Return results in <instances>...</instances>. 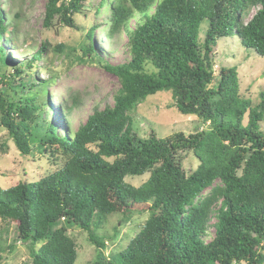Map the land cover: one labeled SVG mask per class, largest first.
<instances>
[{"label": "trees", "instance_id": "16d2710c", "mask_svg": "<svg viewBox=\"0 0 264 264\" xmlns=\"http://www.w3.org/2000/svg\"><path fill=\"white\" fill-rule=\"evenodd\" d=\"M87 1L47 0L45 21L74 28L72 17ZM105 4L110 16L101 35L111 40L124 33L129 60L98 61L118 80L113 106L95 109L74 130L59 133L41 109L49 113L53 99L42 93L44 81L31 79V69L46 47L10 74L0 44V125L23 156L38 151L63 158L45 177L0 189V236L15 223L31 264L75 263L76 242L63 224L87 233L95 248L90 264H264V91L252 107L239 94L236 68L221 67L216 74L211 59L217 41L233 34L264 58V0H101L98 9ZM18 27L0 4V42L13 44ZM92 53V44L84 47L83 57L93 61ZM163 91L171 94L170 108L195 115L208 130L166 138L133 134L129 113ZM75 105L60 106V114L68 116ZM186 151L199 160L189 175L179 163ZM145 173L147 180L137 187L125 182ZM123 195L147 205L149 214L126 247L109 257L106 239L94 229L115 214ZM210 228L214 236L206 242Z\"/></svg>", "mask_w": 264, "mask_h": 264}, {"label": "rangeland", "instance_id": "374dc122", "mask_svg": "<svg viewBox=\"0 0 264 264\" xmlns=\"http://www.w3.org/2000/svg\"><path fill=\"white\" fill-rule=\"evenodd\" d=\"M47 0H0L6 20L18 23L14 35V43L0 42L6 68L4 72L12 73L15 66L29 60L34 52L44 45L42 59L37 60L31 69V79L35 82L44 81L45 90L53 99L48 113L41 109L49 123L56 126L59 133L76 129L84 123L95 109L102 110L112 107L114 95L119 88L117 78L105 71L100 62L121 64L129 60L126 47L127 38L124 33L111 40L101 35L107 30L106 20L110 13L107 4L100 9L101 0H88L79 14L73 15L74 28L66 27L58 19L45 21V3ZM112 0H109L111 3ZM254 13V11H252ZM97 25L92 39H88V30ZM130 28H135L136 18L129 21ZM207 23L199 27L198 43L203 44ZM10 34V29L7 34ZM93 45L94 59L84 56V47ZM213 70L217 74L221 67H235V84L242 98L249 100L252 107L259 102V94L264 91V58L253 50L241 46L235 34L219 39L211 53ZM102 63V64H103ZM6 94L18 99L20 93L13 95L5 88ZM26 94L32 90L25 89ZM40 96V105H45L44 95ZM72 103L76 105L68 116L60 114V106ZM172 104L170 92H159L148 96L132 110V131L139 138H147L154 133L158 138H166L181 132L189 135L201 130H208V125L195 115H182ZM242 126L247 125L244 116ZM264 130V119L260 123ZM4 144L6 147H4ZM179 163L183 171L189 175L199 165V160L191 151L179 154ZM112 162L113 159H108ZM63 164L60 155L41 154L38 151L23 156L13 141L9 139L7 130L0 125V189H7L19 182H34L45 177ZM149 174L127 176L125 182L139 186L145 182ZM121 204L116 203V212L109 216L105 223L94 229L99 237L106 239L105 254L112 256L123 250L130 239L138 232L148 218L147 205H136L127 196H122ZM215 219L211 220L213 224ZM67 234L76 242L77 258L74 264H90L95 256V248L88 241L87 233L76 226L63 224ZM8 231L0 236V264H31L28 244L17 241L16 224L8 226ZM205 241L214 236L212 228L208 231ZM39 248V247H38ZM264 253V250H263Z\"/></svg>", "mask_w": 264, "mask_h": 264}]
</instances>
